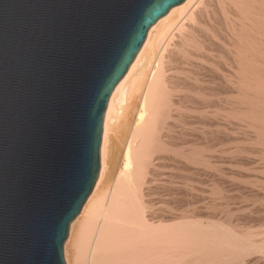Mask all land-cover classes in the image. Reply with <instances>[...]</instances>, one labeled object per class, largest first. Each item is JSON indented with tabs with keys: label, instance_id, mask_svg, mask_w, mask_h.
Returning <instances> with one entry per match:
<instances>
[{
	"label": "bare ground",
	"instance_id": "1",
	"mask_svg": "<svg viewBox=\"0 0 264 264\" xmlns=\"http://www.w3.org/2000/svg\"><path fill=\"white\" fill-rule=\"evenodd\" d=\"M66 264H264V0H184L114 88Z\"/></svg>",
	"mask_w": 264,
	"mask_h": 264
},
{
	"label": "water",
	"instance_id": "2",
	"mask_svg": "<svg viewBox=\"0 0 264 264\" xmlns=\"http://www.w3.org/2000/svg\"><path fill=\"white\" fill-rule=\"evenodd\" d=\"M184 0H0V264H66L109 98Z\"/></svg>",
	"mask_w": 264,
	"mask_h": 264
},
{
	"label": "rangeland",
	"instance_id": "3",
	"mask_svg": "<svg viewBox=\"0 0 264 264\" xmlns=\"http://www.w3.org/2000/svg\"><path fill=\"white\" fill-rule=\"evenodd\" d=\"M64 252H65V244H64ZM64 256H65V253H64Z\"/></svg>",
	"mask_w": 264,
	"mask_h": 264
}]
</instances>
